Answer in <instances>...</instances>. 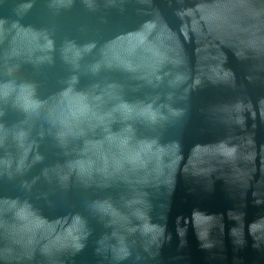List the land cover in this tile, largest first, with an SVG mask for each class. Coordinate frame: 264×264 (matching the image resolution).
<instances>
[{
	"label": "water",
	"instance_id": "obj_1",
	"mask_svg": "<svg viewBox=\"0 0 264 264\" xmlns=\"http://www.w3.org/2000/svg\"><path fill=\"white\" fill-rule=\"evenodd\" d=\"M0 264H264V0H0Z\"/></svg>",
	"mask_w": 264,
	"mask_h": 264
}]
</instances>
